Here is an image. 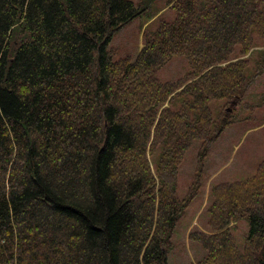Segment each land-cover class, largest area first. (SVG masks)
Returning <instances> with one entry per match:
<instances>
[{
	"label": "trees",
	"instance_id": "obj_1",
	"mask_svg": "<svg viewBox=\"0 0 264 264\" xmlns=\"http://www.w3.org/2000/svg\"><path fill=\"white\" fill-rule=\"evenodd\" d=\"M148 3L0 0V261L168 264L210 147L233 122L227 109L251 84L237 57L264 38V0H174L135 58L112 60L115 33ZM175 54L191 69L160 80ZM195 140L197 170L180 197ZM252 176L237 192L212 175L213 233L188 231L206 250L196 264H264V201L246 216L250 253L229 226L235 202L264 196L248 188Z\"/></svg>",
	"mask_w": 264,
	"mask_h": 264
},
{
	"label": "rangeland",
	"instance_id": "obj_2",
	"mask_svg": "<svg viewBox=\"0 0 264 264\" xmlns=\"http://www.w3.org/2000/svg\"><path fill=\"white\" fill-rule=\"evenodd\" d=\"M173 1L149 0L146 11L119 29L110 43L112 60L135 58L143 46L144 34L155 29L160 19L173 18L174 10L171 7ZM250 51L237 58L247 57L245 74L252 78L251 84L237 109L235 104L233 105L232 109L234 108L235 112L231 108L227 109L233 122L222 131L210 147L204 163L200 188L178 220L172 234L174 246L167 255L168 264H196L206 253L200 241L189 238L188 231H200L206 235L213 233L206 211L209 199L208 185L212 175H217L214 181L217 179L230 184L233 182L232 186L237 192L243 188L239 182L250 175L253 176L248 179L250 180L248 188L261 190L264 187V38L259 40ZM258 58L262 61L259 65L256 63ZM190 69L186 57L175 54L157 70L156 75L162 81H175L185 76ZM218 102L220 101L211 102L213 110ZM199 147L200 142L193 141L179 165L177 194L180 197L186 195L187 187L197 170ZM243 198L242 201L233 204L236 218L229 224L239 251L243 250L246 244L248 209L249 207L254 209L264 201V196L259 197V201L255 202H252L247 195ZM246 249L250 253L253 248L246 244ZM7 262L6 255V259L0 261V264H8Z\"/></svg>",
	"mask_w": 264,
	"mask_h": 264
}]
</instances>
